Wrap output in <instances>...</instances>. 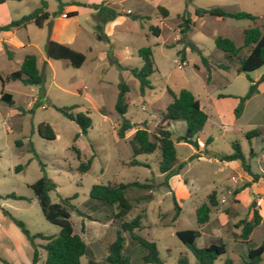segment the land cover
I'll use <instances>...</instances> for the list:
<instances>
[{"label":"rangeland","instance_id":"374dc122","mask_svg":"<svg viewBox=\"0 0 264 264\" xmlns=\"http://www.w3.org/2000/svg\"><path fill=\"white\" fill-rule=\"evenodd\" d=\"M38 1L6 0L5 6L0 7V20L7 16L10 20L20 18L32 11ZM59 1L63 3L60 10L57 0H46L48 17L41 27L29 22L24 27L14 28L10 38L13 42H22L23 46L11 45V58L4 51L0 52L1 76L18 69L25 54H33L43 77L39 85L11 80L5 81L3 86L0 84V93H9L12 101H0V264H30L31 260V243L9 216L21 220L30 234L54 235L58 232V226L43 217L28 186L41 175L55 184L48 192L50 202L70 198L69 221L73 231L85 243L79 264L99 261L106 254L116 231L123 237V253L129 264H174L180 256L186 257L187 264H196L193 255L175 236V231L185 228L199 231L202 228L196 223L194 208L204 202L211 191L219 200L218 211L209 213L208 221L211 222L201 230L202 235L195 243L197 246L208 242L222 243L225 251L213 263L224 264L229 258L231 264H241L247 248L259 241L257 231L250 240H242L238 236L239 228L232 226L235 220L244 218L249 209L242 201L233 202L232 195L226 192L228 187L238 185V172L221 161L197 158V154L205 157V151L230 153L232 142H236L249 170L258 174L264 172V130L250 138L244 135L253 128L264 129V79L258 81L264 73V66L236 72V58H228L214 45V37L222 36L240 46L244 28H260L264 0H107L110 7L122 10L123 18L116 26L107 27L108 37L104 39L95 37L92 10L69 4L101 0ZM159 7L166 10L165 16ZM212 7L243 11L256 18L194 15L195 8ZM68 10L74 11L75 15L67 18L60 15L61 11L69 14ZM181 17L190 20L184 35L178 32ZM151 25L159 28L157 35L150 31ZM47 38L60 40V43L81 52L84 59L80 66L72 67L64 59L47 58L43 50ZM140 47L150 48L155 68L148 76L150 87L142 93L137 79L129 72V68L141 65L136 52ZM245 53L246 49L241 48L238 55ZM181 54L185 57L183 64H180ZM220 64L228 68L222 69ZM248 78L258 81L256 92L244 100L242 111L235 117L233 111L238 98L248 90ZM119 82L127 86L124 94L126 110L122 115L114 109ZM182 88L199 100L207 119L192 137L197 147H202L200 150L187 142L177 141L184 132L183 120H170L165 126L170 132L176 159L181 163L178 176L186 180L191 191V196L179 198L180 211L171 220V191L161 183L162 175L157 169L158 152L132 156L128 139L135 128L141 126L149 133L155 132L160 124V113L171 100L167 89L177 93ZM60 107H71V113L82 112L88 116L90 125L85 134L58 110ZM122 119L128 120L131 128L119 138L116 129ZM40 123L50 126L53 139L37 133ZM207 138L210 141L203 149L204 144L201 146L197 141L205 143ZM16 141L20 143L16 144ZM72 146L79 150V159ZM88 157L91 158L88 169L80 172L78 163ZM131 159L140 164H129ZM17 165H20L19 170H15ZM149 180L154 184L150 190L152 198L133 206L124 220L143 210L141 227L134 232L155 243L160 263L142 262L144 252L126 231L120 229L119 220L112 214L115 208L98 205L88 196L94 183ZM240 183L241 188L249 184ZM144 193L146 190L132 187L125 191V196L133 200ZM225 206L233 208L236 213L232 216L219 214ZM216 215L217 223H222L221 219L229 221L228 229L210 233L209 229L215 228ZM42 242L33 239L38 252L36 264H44L45 252L39 247Z\"/></svg>","mask_w":264,"mask_h":264},{"label":"trees","instance_id":"16d2710c","mask_svg":"<svg viewBox=\"0 0 264 264\" xmlns=\"http://www.w3.org/2000/svg\"><path fill=\"white\" fill-rule=\"evenodd\" d=\"M6 0H0V3ZM19 1V0H15ZM58 1V10L61 9L63 3ZM69 4L81 5L88 7L94 11V30L95 37L97 39L106 38L102 32L103 24L112 20L119 13L112 7L106 5L105 0H101L98 3H75ZM46 0H39L38 5L30 11L28 14L21 16L16 20H10L8 23L0 25V30H9L17 27H24L27 23L31 22L37 27H41L43 22L47 19L48 13L45 10ZM57 10V11H58ZM159 10L163 16L166 15V10L159 7ZM202 14H210L216 17H229V18H248L254 20L255 15L243 12V11H231L220 7L212 8H195L194 15L200 16ZM68 15H75V12H69ZM190 20L186 17H181L179 23L178 32L182 35L185 30L188 29ZM150 31L157 35L159 28L156 25L150 26ZM242 43L240 46H235L234 43L227 37L216 36L214 37V45L217 49L227 54L228 58H236L237 65L235 67L236 72H247L257 69L260 66H264V18L262 26L244 28L241 32ZM179 39V38H178ZM192 46V44H190ZM2 48L8 58H11V50L9 45L2 42ZM241 48L246 49V53L243 56H239L238 53ZM45 56L50 59H64L67 60L72 67H78L82 63L84 56L81 52L76 51L66 44L56 42L47 38L43 45ZM137 55L141 58V65L139 68L131 67L129 72L138 81V88L140 93L145 88L150 87L148 76L155 70L153 66V59L150 48L140 47L137 49ZM182 60V59H181ZM219 67L227 69V65L220 64ZM42 73L36 67V61L33 54H25L20 62L18 69H15L5 76L0 75L1 86L5 81H19L25 85H39L42 82ZM264 79V73L259 77L258 81ZM258 81H253L248 78V90L244 96L238 98V103L234 108V116L237 117L243 108V102L250 95L256 92V86ZM127 91V86L123 82L118 83V91L114 101L115 111L122 115L126 110V104L124 101V94ZM168 95L171 100L167 103L164 111L160 113L159 122L156 126V131L149 133L144 126L135 128L128 144L131 149L132 156L137 154L158 152L157 169L162 175L161 183L167 187V178L171 175L177 174L181 167L175 156V150L173 143L170 139V132L166 125L170 120H183L184 132L177 137V141L187 142L194 147H197V143L192 137L201 129L206 121L207 115L200 108L198 100L187 89H179L177 93L167 89ZM0 100L6 103H11V96L7 92L0 93ZM71 107H60L58 110L68 119L76 123L80 129V133L85 134L86 129L90 125L88 116L82 112L71 113ZM131 128V124L126 119H122L116 129V135L119 138L124 137L126 130ZM263 128H253L244 133L246 138H250L262 133ZM37 133L46 139H53L54 132L48 124L40 123L37 125ZM76 137V136H75ZM210 141V138L205 140L206 144ZM16 141V144H19ZM75 157L79 159L80 153L74 146L71 147ZM232 152L230 153H215L219 161H230L239 159V164L242 169L250 176V181H257L261 178L264 183V172L261 174L252 173L248 166L244 163L242 154L239 150L238 144L232 142ZM32 150V148H30ZM91 158L88 157L85 161L78 163V170L83 172L88 169ZM129 164H140L135 159H131ZM20 165L15 166V170H19ZM29 188L33 192L40 211L43 217L58 226V232L54 235H44L42 233L30 234L24 223L12 216H9L11 221L19 231L28 239L32 246L30 264H36L38 259V252L33 243L34 238H38L43 242L39 244L45 252L43 260L44 264H79L80 256L85 251V243L80 236L72 229L69 221L68 209L71 207L69 204V197L61 199L59 202H50L48 192L54 189L55 184L47 178L45 175H41L36 180L31 182ZM136 188L146 190V193L138 195L133 200L128 199L125 196V191L130 188ZM154 187L152 180L139 182L131 181L126 183H106V184H91L88 196L90 199L95 200L98 205H109L115 208L112 213L113 217L119 220V227L122 231H126L131 240H134L140 249L144 252L141 255V261L144 263H160V259L157 255L155 243L151 240L145 239L134 232L135 229L141 227V218L143 216V210L140 213L135 214L129 220H124L128 211L139 203H146L152 195L150 190ZM10 196L15 197L13 194ZM171 200L173 204V214L171 220H174L179 212V207L176 204L174 195L171 192ZM217 205V199L215 192L211 191L206 195V201L202 202L195 208L194 214L196 223L198 225L204 224L209 218V212L211 208ZM249 209L251 210V216L249 219L241 218L234 227L239 228L238 236L242 240H247L251 230L258 224L260 216L255 209V201L249 203ZM175 236L178 240L184 244V246L190 251L196 260V264H214L213 261L225 251V247L222 243L210 242L207 245L197 246L195 243L196 238L199 236L197 229H181L175 231ZM124 240L119 231H116L115 238L108 244L106 254L99 261L90 260V264H129L128 257L123 253ZM7 264H11L5 262ZM174 264H187L185 256H180ZM224 264H231V260L226 258ZM241 264H264V238L256 246L248 247L246 250L245 258Z\"/></svg>","mask_w":264,"mask_h":264},{"label":"crops","instance_id":"0c3cea01","mask_svg":"<svg viewBox=\"0 0 264 264\" xmlns=\"http://www.w3.org/2000/svg\"><path fill=\"white\" fill-rule=\"evenodd\" d=\"M93 3H96V2H93ZM105 3H106V5L109 6V3L107 2V0H105ZM1 6H5V1L0 3V7ZM116 11L119 13V15L116 16L115 18H113L112 20L106 21L103 24V26H102V32L105 34L106 38L108 37L107 27L116 26L117 23L120 22V20L123 18L122 15H121L122 10H120V11L116 10ZM67 12L69 13V10ZM92 12L94 13L93 10H92ZM126 12H127V10H126ZM60 13H64V12L61 11ZM67 17L68 16H65L64 18H67ZM9 21H10V18H9V16H7V18H3V19L0 20V25L8 23ZM13 30H14V28L9 29V30H0V52L4 51L3 48H2V42H5L7 45H9V49H10L11 45H14L15 47L23 46L22 42H20V41L13 42L11 40L10 37L12 35V31ZM54 41H56V42L59 41V43L62 42V41L56 40V39H54ZM180 59H182V62H183L185 57H183L182 54H181ZM198 102H199V100H198ZM199 106L201 108L200 103H199ZM197 142L201 146H203V144H204L200 140H198ZM201 148L202 147L199 146V147H197V150H200ZM204 148H205V144H204L203 149ZM215 153L216 152L211 154V152L205 151V157H204V156H201L200 153L198 152L197 158H210V159L218 160L216 157H214ZM221 162L225 163L227 166H230V168H232V169H234V170H236L238 172V179H239L238 180L239 181L238 185L234 186V187H231V188L228 187L227 190H226V192L228 194L232 195V201L233 202L242 201L247 206V208L249 207V203L252 200L255 201V209L257 210V213L260 216V220H259L258 224L249 233L247 240H250L251 237H252V234L255 231H257L258 241L259 242L256 245H258L260 243V241L264 238V183H263L261 178H258L257 181L251 182L250 181V176L242 169V167L240 166L239 162L236 161V159L235 160H230V161H221ZM240 182H244V183L245 182H249V184H248V186H245L244 188H241V183ZM167 188L173 193L174 199H175L176 204L178 205L179 211H180L179 198L180 197H189V196H191V191H190V189H188L186 180H184L181 177H179L178 173L174 174V175H171V176H169L167 178ZM215 197H216V195H215ZM205 201H206V198H205ZM220 201H224V200L220 199ZM218 203H219V200L217 199V205L215 207L211 208L210 212H212L213 210L216 211V212L218 211ZM195 208H194V211H195ZM235 213L236 212L234 211L233 208H228V207L225 206L224 208L220 209V213L219 214L225 215V216H229V215L232 216ZM250 216H251V210L247 209V213H246V216L244 218L245 219H249ZM239 219H241V218H239ZM239 219H237V220H239ZM208 220H209V218H208ZM208 220L204 224H202V228L199 230V236L198 237H200V235H202L201 230H203L204 228H206L210 224L211 221H208ZM237 220H235V222H237ZM214 221H215L214 222L215 224L214 223L213 224H214L215 228L209 229L210 233H212V232H214L216 230L223 229V230L226 231L228 229L227 228L228 227V223H229L228 220L221 219V221H223V222L222 223H217L216 222L217 221V215H216ZM235 222L232 223V226H234ZM208 243H210V242H208ZM207 244H204V245H207Z\"/></svg>","mask_w":264,"mask_h":264},{"label":"built area","instance_id":"2783aa9c","mask_svg":"<svg viewBox=\"0 0 264 264\" xmlns=\"http://www.w3.org/2000/svg\"><path fill=\"white\" fill-rule=\"evenodd\" d=\"M60 15L62 16V17H65V13H60ZM180 64H183V62H181Z\"/></svg>","mask_w":264,"mask_h":264},{"label":"water","instance_id":"95a60500","mask_svg":"<svg viewBox=\"0 0 264 264\" xmlns=\"http://www.w3.org/2000/svg\"><path fill=\"white\" fill-rule=\"evenodd\" d=\"M211 152V154H213L214 152L213 151H210ZM238 162L240 161L239 159H236Z\"/></svg>","mask_w":264,"mask_h":264}]
</instances>
